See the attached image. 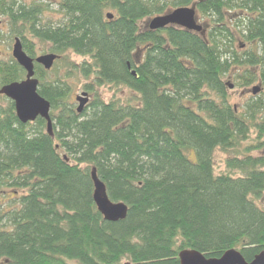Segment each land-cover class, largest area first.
<instances>
[{
	"label": "trees",
	"instance_id": "obj_1",
	"mask_svg": "<svg viewBox=\"0 0 264 264\" xmlns=\"http://www.w3.org/2000/svg\"><path fill=\"white\" fill-rule=\"evenodd\" d=\"M52 1L57 20L48 3L0 0L30 57L28 37L59 55L50 70L34 64L51 134L42 118L22 124L11 100L0 107V197L22 192L0 201V264H179L183 249L219 258L233 248L250 262L264 250V0ZM192 5L203 34L142 27ZM60 67L63 77L46 79ZM25 75L0 60V87ZM72 76L94 94L80 114ZM256 81L259 96L241 111L230 103V85ZM105 86L108 101L97 92ZM216 150L229 154L226 171H216ZM92 168L127 205L123 220L97 211Z\"/></svg>",
	"mask_w": 264,
	"mask_h": 264
},
{
	"label": "water",
	"instance_id": "obj_2",
	"mask_svg": "<svg viewBox=\"0 0 264 264\" xmlns=\"http://www.w3.org/2000/svg\"><path fill=\"white\" fill-rule=\"evenodd\" d=\"M112 16V14L106 15L108 19H111ZM169 25L179 26L201 34L204 33L203 26L197 22L194 5L178 7L168 13L152 17L148 22V29L158 30ZM11 56L24 69L26 75L21 81L1 86L0 95L14 103L16 117L22 124L42 118L46 121L47 132L51 134L50 103L37 91L39 80L35 77L34 64H39L43 69L50 70L59 55L49 52L32 58L23 50L21 40L15 37ZM132 73L134 74V71ZM259 89L258 86H254L251 89L252 95L258 93ZM76 102V111L80 114L89 102L88 93L86 91L81 92L80 95L76 96ZM90 176L93 183L92 198L97 211L106 221L116 222L123 220L127 215V205L123 202H113L109 199L105 184L98 178L95 168L91 169ZM178 259L179 264H264V250L256 254L250 262L244 259L238 249L234 248L225 251L219 258H207L194 249H183L178 253ZM123 264L130 263L124 262Z\"/></svg>",
	"mask_w": 264,
	"mask_h": 264
},
{
	"label": "rangeland",
	"instance_id": "obj_3",
	"mask_svg": "<svg viewBox=\"0 0 264 264\" xmlns=\"http://www.w3.org/2000/svg\"><path fill=\"white\" fill-rule=\"evenodd\" d=\"M31 1V0H28ZM39 3L42 4H47L49 6V12L46 13L45 15L52 20H57L59 18V14H56V5L55 3H53L52 0H35ZM169 1V0H168ZM107 12H112V10H106ZM152 18V17H151ZM151 18H145L142 21V27L145 26L148 28V22ZM197 22L201 25H205L206 24V20L202 17H197ZM14 35H12L9 31V27L8 24L6 22V19L4 16L0 15V60H7L9 59L11 56V49H12V44H13V39H14ZM31 42H32V46H33V50H34V54L36 56L41 55V54H45L49 52L50 49V44L49 43H40L39 41L36 40H32L30 37H28ZM239 42V41H238ZM236 42V43H238ZM240 48L239 50H245L247 48L246 45H239ZM64 56L68 57L71 61L75 62V63H81L82 60L84 59L82 56L76 55L71 51L65 52ZM243 69H241L240 71H242ZM65 69L63 67H60L59 71L58 70H54L52 72H50L47 76L46 79H53L55 78V76H57V74L61 77H63V75L65 74ZM68 81L70 82V84L72 85L73 89L71 92V99H72V103L74 104V106H77V102H76V96L80 95L81 92H84L86 90L83 89V84H84V79L80 76L78 77H70L68 79ZM229 83H234V79L229 78L227 80ZM232 88L229 91V97H230V103L232 105H234L236 108H238L240 111L242 110V106L243 104L250 99L252 95L251 93V88L253 86H258L260 87V91L258 92V94L254 95V96H259L262 92V86L260 85V83L258 81L254 82L253 84H251L250 86L247 87H238V88H234L233 85ZM87 92V91H86ZM97 92L100 96H102V98L106 101H108L112 95H113V88L112 87H102L97 89ZM88 93V97H89V102L93 99L94 94L87 92ZM131 96H135V95H131ZM9 99L0 95V107L1 108H5L8 104ZM34 123V122H32ZM254 136V134H252V137ZM254 154H257V152H254ZM228 153H223L220 150H216L213 154V158H214V164H215V168L217 172H221V171H226V159L228 157ZM188 156L194 160L195 156L193 154V152H188ZM22 192H18L16 194L13 193L12 189H6V191H4L3 195L0 197V201L1 202H9L11 199H16L17 197H19L21 195ZM123 264V263H122Z\"/></svg>",
	"mask_w": 264,
	"mask_h": 264
},
{
	"label": "bare ground",
	"instance_id": "obj_4",
	"mask_svg": "<svg viewBox=\"0 0 264 264\" xmlns=\"http://www.w3.org/2000/svg\"><path fill=\"white\" fill-rule=\"evenodd\" d=\"M34 122V121H33ZM30 123H32V122H30ZM45 124H46V121H45Z\"/></svg>",
	"mask_w": 264,
	"mask_h": 264
}]
</instances>
